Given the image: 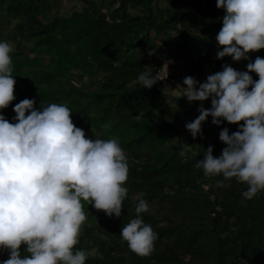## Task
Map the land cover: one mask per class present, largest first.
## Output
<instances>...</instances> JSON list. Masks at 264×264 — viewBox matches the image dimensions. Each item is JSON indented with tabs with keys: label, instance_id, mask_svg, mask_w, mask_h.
I'll return each instance as SVG.
<instances>
[{
	"label": "trees",
	"instance_id": "trees-1",
	"mask_svg": "<svg viewBox=\"0 0 264 264\" xmlns=\"http://www.w3.org/2000/svg\"><path fill=\"white\" fill-rule=\"evenodd\" d=\"M73 1L81 6L67 13L62 0H0V42L12 46L16 81L15 100L0 113L15 123L13 108L25 98L35 99L37 110L64 104L86 138H119L129 168L121 215L110 218L82 202L87 219L74 250H98L85 264H264V189L246 199V183L195 167L210 145L214 156L226 147L222 128L231 134L239 125L217 126L209 116L193 138L185 125L202 102L177 99L159 81L151 89L138 81L174 59L172 88L186 76L203 83L224 64L248 71L264 49L240 61L216 58L212 49L222 50L216 36L226 14L216 0ZM203 106L210 108L211 99ZM186 143L190 150L181 155ZM140 193L148 203L140 216L157 234L149 256L131 251L120 235L137 216ZM8 257L0 249V261Z\"/></svg>",
	"mask_w": 264,
	"mask_h": 264
},
{
	"label": "clouds",
	"instance_id": "clouds-1",
	"mask_svg": "<svg viewBox=\"0 0 264 264\" xmlns=\"http://www.w3.org/2000/svg\"><path fill=\"white\" fill-rule=\"evenodd\" d=\"M216 7L226 11L216 36L222 46L217 59L231 56L240 61L249 59L250 51L264 49V0H216ZM11 52L8 42H0V109L15 100ZM246 67L248 71L241 72L224 64L206 82L186 76L183 86L164 88L189 102L211 98V107L201 104L199 115L185 125L193 138L202 135V122L209 116L217 126L222 120L239 125L231 134L222 128L219 139L226 147L214 156L210 145L195 167L205 175L222 174L226 180L246 183L243 196L252 199L264 189V58L256 57ZM250 72L259 79L254 81ZM167 75L159 77L149 69L138 81L151 89ZM35 103L29 98L16 103L15 123L0 113V249L9 254L0 264H85L98 250H74L87 219L82 202L110 218L120 217L128 194L123 186L128 178L127 158L119 138H86L66 105L51 103L37 110ZM189 150L186 143L181 155ZM142 197L140 193L136 218L122 227L120 235L131 251L149 256L157 234L140 216L148 211Z\"/></svg>",
	"mask_w": 264,
	"mask_h": 264
},
{
	"label": "built area",
	"instance_id": "built-area-1",
	"mask_svg": "<svg viewBox=\"0 0 264 264\" xmlns=\"http://www.w3.org/2000/svg\"><path fill=\"white\" fill-rule=\"evenodd\" d=\"M213 51H218L219 49L213 48ZM166 64H167V69H168V75H167V69H166ZM172 64H174L170 60H164L159 68V70L155 73L158 74L159 77L166 76L167 77L163 80L159 81L160 87L164 88L165 86H170V75H171V70H172ZM166 91L169 89L166 87L164 88Z\"/></svg>",
	"mask_w": 264,
	"mask_h": 264
},
{
	"label": "rangeland",
	"instance_id": "rangeland-1",
	"mask_svg": "<svg viewBox=\"0 0 264 264\" xmlns=\"http://www.w3.org/2000/svg\"><path fill=\"white\" fill-rule=\"evenodd\" d=\"M81 4L76 2V1H73V0H62V9L63 11L67 12V13H70L73 9L77 8V7H80ZM14 26V20H11L10 24H9V28H12ZM150 58H151V55H150ZM168 60V59H166ZM170 61H172L173 63L176 62L174 59H170ZM155 62V61H153ZM177 71V70H176ZM179 74V72H178ZM206 76V75H205ZM209 75L207 74L206 77H208ZM211 98H209L208 100H205V101H201L202 104L206 103V102H209Z\"/></svg>",
	"mask_w": 264,
	"mask_h": 264
}]
</instances>
